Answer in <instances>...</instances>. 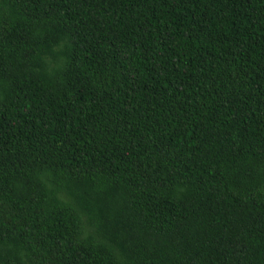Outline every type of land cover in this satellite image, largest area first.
Segmentation results:
<instances>
[{"label":"trees","instance_id":"1","mask_svg":"<svg viewBox=\"0 0 264 264\" xmlns=\"http://www.w3.org/2000/svg\"><path fill=\"white\" fill-rule=\"evenodd\" d=\"M0 264H264V0H0Z\"/></svg>","mask_w":264,"mask_h":264}]
</instances>
